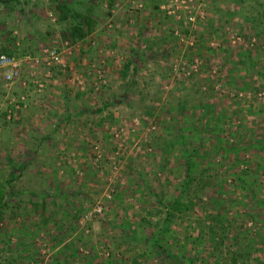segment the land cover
<instances>
[{"label":"rangeland","instance_id":"obj_1","mask_svg":"<svg viewBox=\"0 0 264 264\" xmlns=\"http://www.w3.org/2000/svg\"><path fill=\"white\" fill-rule=\"evenodd\" d=\"M39 1L30 39L0 45L61 58L36 72L57 86L31 130L48 145L0 149V264H264V0H181L180 19L170 0ZM34 88L0 80V123Z\"/></svg>","mask_w":264,"mask_h":264},{"label":"crops","instance_id":"obj_2","mask_svg":"<svg viewBox=\"0 0 264 264\" xmlns=\"http://www.w3.org/2000/svg\"><path fill=\"white\" fill-rule=\"evenodd\" d=\"M2 1L5 2L6 0H2ZM11 1H12V4H11ZM19 1L20 0H10V2L7 3L6 8H3V9L0 8V35L2 36V39H0V45H4V46L6 45L8 47L10 46L12 49L14 48L17 49L18 47H20V41L23 39H26L24 37H21L22 34H25L27 38L30 37V33L32 35V32L29 31L30 29L29 25H31V22L33 21V19H37L40 23H42L40 18L42 19L41 16L43 15V13H40L41 11L39 10V6H38V3L40 2L39 0H23V2H25L26 4L30 3L29 4L30 9L26 10V7L24 5V9L15 7L18 9L14 10L13 5L19 4ZM10 21H15L17 23H15L16 25H11ZM39 29H41V27H39ZM33 30L36 33H42L45 35L44 37H47L46 36L47 29L45 31L38 30V29H33ZM97 31H99V29L94 30L93 34H95V32ZM80 41L85 42V39H81ZM28 42L29 43L27 44V46H30V47H34V48L40 47L41 50L43 48H48L47 44L46 45L44 44V41H41L39 43L37 38H34V39L32 38ZM128 62L131 63V61L129 59L127 60L126 58L125 64ZM49 82L50 81L48 80L47 83ZM14 86H16L21 91H27V90L30 91L29 88L23 89L18 84H15ZM56 88L57 86H54V85L52 86L48 84H46V86L40 90L39 89L37 90L36 88H34L35 90L33 92L31 91V95H29V96H34V98L30 100L31 101L30 104L28 103L27 98H25L23 94H18L16 100L13 99V96H12L11 99L16 101L15 104L14 103L7 104V102L6 103L4 102L5 103L4 109L7 107L6 108L7 113L5 114V120L3 121V123H0V149L3 146L7 147L5 146V144H8V143L16 144V145H19V147H21L23 146V144L27 142L28 139L29 141L33 140L32 138H34V136L36 135L38 136V138H35L33 141H36L37 145L40 143H45L46 145H48L47 139H49L48 137L50 136V134L49 135L47 133L34 134L32 133L31 130L36 128L37 133H39V130L42 128L41 125H43L42 123L39 124V122L47 121L46 117L48 116L47 112L49 110V107L48 105H43L42 102H47V98L49 97L52 99L53 98L52 94L53 92L56 91ZM12 93H14V91ZM2 95L4 96V98H6L7 96H10V93H3ZM35 95H36V98H35ZM38 95H40L41 97H39ZM19 97L20 98L23 97L24 99L20 100ZM11 116L13 118L9 120ZM43 123H44L43 126L47 124V122H43ZM25 132L26 134H28L26 138L24 135ZM22 150L23 149H20V152H18L19 156L23 154ZM7 153H10V151H6L4 153V156ZM35 153H36V148L33 149L32 151L33 155ZM22 158H25V157H22ZM20 165L21 164L18 163L17 167H20Z\"/></svg>","mask_w":264,"mask_h":264},{"label":"built area","instance_id":"obj_3","mask_svg":"<svg viewBox=\"0 0 264 264\" xmlns=\"http://www.w3.org/2000/svg\"><path fill=\"white\" fill-rule=\"evenodd\" d=\"M173 3L172 8L162 5L161 9L165 10L169 15H175L177 19L182 18L179 14L180 11H184L188 8L187 4L181 0H170ZM184 20L188 23L194 22L195 18L187 9L184 12ZM61 64L60 53L54 48H43L39 57H27L18 59L11 55H0V80L6 85H20L21 88H29V84H32L37 90L43 88V82L37 78V71L43 70V81L50 80L51 70L54 66ZM24 71L29 72L31 80L29 83L22 79ZM24 98L21 97L20 100Z\"/></svg>","mask_w":264,"mask_h":264},{"label":"trees","instance_id":"obj_4","mask_svg":"<svg viewBox=\"0 0 264 264\" xmlns=\"http://www.w3.org/2000/svg\"><path fill=\"white\" fill-rule=\"evenodd\" d=\"M112 1L113 0H108V6L109 7H112V5H113V3H112ZM74 16H76V15H72V18L75 20L76 18H74ZM81 17H83V16H81ZM84 18V17H83ZM64 32L65 33H67V36L69 37V38H71L72 40H81V39H83V38H85L89 33H90V29H87L86 31L81 27V25H80V23L79 22H76L75 23V25H71V27L69 28H67V29H65L64 30ZM9 55H12V54H9ZM25 55L24 54H18V56L17 57H19V58H25L24 57ZM27 57H29V56H27ZM129 65H130V62H128V63H126V65H125V69H124V71L125 72H127V69H128V67H129ZM193 162V161H192ZM194 163H192V165H193ZM192 165H191V159L189 158L187 161H186V170H187V175H186V177H187V179H189V176H190V174L188 173V171H189V169L192 167ZM175 204H178V203H175ZM174 205H171V207H173ZM175 207H177V205H175ZM174 209V207L172 208V210ZM177 210H179V207H178V209ZM74 217H75V219H78V215H74ZM166 232V231H165ZM159 240H161L160 238H158V236H155L154 237V241H153V243L152 244H154V246H156V243L157 244H160L159 243ZM159 248H161V246L159 245L158 246ZM164 249V248H163ZM180 249V248H179ZM164 252H166V254L170 257V258H173V257H175V255H174V253L172 252V251H169L168 249H164ZM144 256H145V253L143 254ZM140 255H138V258H135V259H133L132 261H131V264H142V263H140V261H139V257Z\"/></svg>","mask_w":264,"mask_h":264}]
</instances>
